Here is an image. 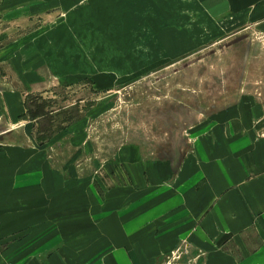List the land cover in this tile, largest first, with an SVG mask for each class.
<instances>
[{
  "label": "rangeland",
  "instance_id": "1",
  "mask_svg": "<svg viewBox=\"0 0 264 264\" xmlns=\"http://www.w3.org/2000/svg\"><path fill=\"white\" fill-rule=\"evenodd\" d=\"M247 1L203 21L198 0H0V50L38 49L46 73L0 119V264H86L118 191L134 187L130 165L194 152L225 129L218 112L238 108L264 141V0ZM62 178L71 199L56 193ZM136 216L120 217L130 228ZM207 255L185 237L159 264Z\"/></svg>",
  "mask_w": 264,
  "mask_h": 264
},
{
  "label": "crops",
  "instance_id": "2",
  "mask_svg": "<svg viewBox=\"0 0 264 264\" xmlns=\"http://www.w3.org/2000/svg\"><path fill=\"white\" fill-rule=\"evenodd\" d=\"M198 1L199 19L212 21L236 12V5L245 0ZM0 52H10L2 67L13 69L11 78L0 82L4 91L0 97L1 119L20 109L23 94L40 90L46 73L41 71L44 56L38 49H33V57L25 49ZM241 117L238 108L216 113L212 120L215 125L223 120L225 129L216 135L212 128L211 136H206L210 140H200L194 152L151 160L145 172L139 161L131 164L134 187L118 191V200L113 201L119 205L104 214L96 233V251L84 262L159 264L180 239L189 237L194 247L208 253L206 264H264V141L250 135V121H240ZM60 183L58 197L71 199L73 185H66L63 178ZM87 197L88 202L93 200V195ZM110 199L106 195L105 200ZM132 201L141 206H124ZM128 212L137 215L130 228L120 217ZM110 250L113 254L108 256ZM116 252L119 256L114 255Z\"/></svg>",
  "mask_w": 264,
  "mask_h": 264
}]
</instances>
